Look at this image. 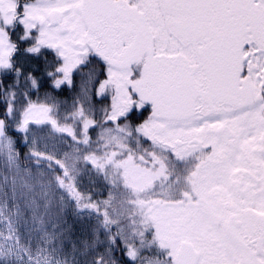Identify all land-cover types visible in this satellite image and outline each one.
I'll return each mask as SVG.
<instances>
[{"label": "snow or ice", "instance_id": "snow-or-ice-1", "mask_svg": "<svg viewBox=\"0 0 264 264\" xmlns=\"http://www.w3.org/2000/svg\"><path fill=\"white\" fill-rule=\"evenodd\" d=\"M0 168V264H264V0H0Z\"/></svg>", "mask_w": 264, "mask_h": 264}, {"label": "trees", "instance_id": "trees-1", "mask_svg": "<svg viewBox=\"0 0 264 264\" xmlns=\"http://www.w3.org/2000/svg\"><path fill=\"white\" fill-rule=\"evenodd\" d=\"M79 81H80V77L77 76L76 77V83H77L76 89H71V90L65 89L63 91L55 92L54 95H56L58 99L67 100L70 103L72 97L75 95L76 91H78ZM44 91L45 89H42L40 94L42 95ZM33 98H35V96ZM104 103H106V101ZM100 104H101V101L96 102L97 107H100ZM27 151H28L27 148H22L21 154L23 155V153ZM95 198L103 199V196H96ZM66 219L72 229V235L69 237L70 240L83 242L90 238L89 237V225L87 221H78L71 211H69Z\"/></svg>", "mask_w": 264, "mask_h": 264}, {"label": "rangeland", "instance_id": "rangeland-1", "mask_svg": "<svg viewBox=\"0 0 264 264\" xmlns=\"http://www.w3.org/2000/svg\"><path fill=\"white\" fill-rule=\"evenodd\" d=\"M0 170H2V168H0ZM84 182L87 183V180H85ZM93 191H100V189H93Z\"/></svg>", "mask_w": 264, "mask_h": 264}]
</instances>
